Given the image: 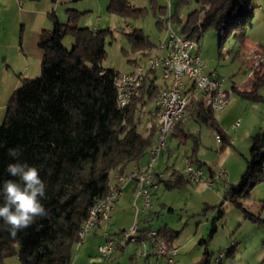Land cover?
Returning a JSON list of instances; mask_svg holds the SVG:
<instances>
[{
    "label": "trees",
    "instance_id": "trees-1",
    "mask_svg": "<svg viewBox=\"0 0 264 264\" xmlns=\"http://www.w3.org/2000/svg\"><path fill=\"white\" fill-rule=\"evenodd\" d=\"M254 1L195 0L200 8L189 14L181 34L200 40L206 31L213 30L220 44L230 39L243 44L254 27L257 7ZM188 2L180 0L179 5ZM107 10L121 17H137L144 12L132 9L129 0H109ZM161 11L164 16L167 14L166 8ZM80 15L69 10L66 23L50 15L52 29L44 30L38 38L43 51L41 74L23 79L6 105L5 119L0 124V185L4 180L15 179L7 171L10 163L27 162L38 167L46 183V199L42 203L49 215L38 218L15 238L0 220V264H6L5 260L14 255H18L20 264H71L81 225L89 218L94 201L110 189L112 173L118 169L127 172L128 165L146 157L157 142L159 126L148 128L151 111L147 110L146 134L139 131L138 116L144 106L155 102L162 86L157 80L147 82L142 96L120 109L115 84L119 73L103 66L108 32L79 27ZM176 18L178 12L172 13L168 21ZM67 36L74 40L70 49L64 46ZM129 38L135 50L152 48L141 30L134 31ZM251 80L250 90L238 91L233 87L231 91L261 102L263 98L258 91L264 85V64L255 68ZM191 92L186 97L192 99L188 100L187 110L192 107L195 119L216 132L224 149L230 141L215 112L205 106L202 96L191 98L195 95L194 86ZM226 98L229 99L228 92ZM181 123L174 129V136H179L180 131L187 139L190 134L183 132ZM9 149H18L19 156L11 157ZM263 151L264 134H258L253 137L246 172L225 194V201L234 203L255 222L260 219L252 217L240 200L249 197L264 182ZM165 183L166 190L189 184L179 175L175 182ZM157 233L170 246H175L179 237V232L167 226ZM144 237L141 236L140 242L148 241L147 234Z\"/></svg>",
    "mask_w": 264,
    "mask_h": 264
},
{
    "label": "rangeland",
    "instance_id": "rangeland-1",
    "mask_svg": "<svg viewBox=\"0 0 264 264\" xmlns=\"http://www.w3.org/2000/svg\"><path fill=\"white\" fill-rule=\"evenodd\" d=\"M179 2L180 0H146V4H142V2L136 4L140 8L146 7L141 8L144 10L141 16L121 17L109 13L107 5L105 6V15H100L96 10L97 0H80L76 2V9L81 13L77 24L81 28L90 30L100 26L101 31H107V56L103 61V66L115 70L120 75L129 74L138 65L147 67V52L149 51L147 48L141 51L135 50L129 35L136 30H141L152 45L151 49L156 53V49L167 37L166 22L171 18L172 13L178 12V18L171 21L172 28L181 33L182 26L189 14L200 8L195 0H189L188 3L181 6ZM169 4L172 7L169 8ZM19 6L22 9L26 7L23 2ZM165 8L167 14L164 16L161 10ZM255 13L254 27L249 31L247 40L243 44L234 39L220 44L219 36L213 30L206 31L200 39L203 60L208 69L217 70L218 74L224 78L226 88H231L234 85L238 91H248L252 87L251 74L256 68L254 56L264 52V17L258 6ZM99 16L106 21L99 24L97 21ZM16 17L17 15H15ZM5 23L7 25L6 33H2V29L0 30V124L5 119L6 105L13 94L12 89L21 86L26 68L25 64L20 61L21 24H17L15 21ZM73 41L71 36H67L64 46L70 49ZM3 55L10 59L9 62L5 61ZM33 73L36 75L35 77H38L41 74V65ZM157 83L163 84L160 72ZM258 94L263 98L261 102L250 101L235 92L234 101L231 103L229 101L224 110L215 112L220 128L230 141V144L226 145L224 149H221L222 144L217 141V134L212 128L193 119L191 115L187 116L193 111V108L190 107L188 111L186 110V116H183V119L184 117L186 119L183 132L190 134V137L185 139L180 131L177 132L179 136H170L167 144L178 151L177 157L170 161L169 167L175 165L180 169L179 171L183 172L187 157H193L191 158L193 160L195 157H199L207 167H211L217 172L227 171L228 176L225 181L227 186L238 183L247 169V159L250 157L253 137L264 134V85L260 87ZM194 98H197V95ZM226 99L228 101V98ZM188 100L192 99L189 97ZM238 121H240V126L233 129V125ZM139 131L146 134L144 127H140ZM186 155L187 157H185ZM159 161L154 166L155 171H159L157 170L159 165L161 166ZM207 167L205 170L208 172L209 168ZM113 180L114 173L111 175V182ZM225 182L217 181L214 189L190 185L163 190L158 194V199L153 201L155 211L160 216L155 222L156 226L158 228L167 226L171 230L179 232L178 245L180 249L176 258L178 264H262L264 262V258H258L264 254V213L261 219L257 218L262 205H264L263 202L261 204L258 201V199H264V182L257 186L259 191L255 206L250 208L251 202L248 198L240 200L245 203L244 207L248 209V212L255 215L253 216L255 219H260L258 222H253L249 218L246 220L245 213L234 203L224 204ZM131 208L133 209V204ZM133 211V214L127 212L126 215L121 213L114 215L111 224L113 227L109 228L111 236L123 229L130 231L136 224H140V216L136 215L134 209ZM100 236L93 238L88 235L83 245L77 244L73 249L71 264H111L99 254ZM232 243L235 246L233 251L235 257L232 261L226 257H218ZM5 263L20 264L18 255L7 258Z\"/></svg>",
    "mask_w": 264,
    "mask_h": 264
},
{
    "label": "built area",
    "instance_id": "built-area-1",
    "mask_svg": "<svg viewBox=\"0 0 264 264\" xmlns=\"http://www.w3.org/2000/svg\"><path fill=\"white\" fill-rule=\"evenodd\" d=\"M167 37L160 45L156 53L152 49L147 52L148 64L144 68L140 66V73H129L118 75L116 77V88L118 93V107L124 109L132 103V101L140 98L144 91L145 85L151 80L158 81V73L156 71V63L165 64V72H160L163 81V103L161 109H154L150 113V117L159 116L157 125L163 126V143H160L157 150H153L150 157V163L146 166H134L129 178H121V172L116 174V192L110 194V197H101L100 204L95 205L96 220L88 221V217L81 225V243H85V238L96 229L102 231L104 244L98 248L99 254L103 259L110 261L114 250L117 247H125L130 243H139L141 241L140 227L136 224L130 231L122 232L119 239H114L109 228L113 220V212L115 208H106V200L115 199V207L124 189L129 185H134V200L133 209L136 215L148 213L152 206L156 193L165 186L163 181V171H155L154 166L160 156L167 147L168 137L170 133V124L172 123V114L177 111L182 97H187L191 92L193 75L197 72H205V80L200 81V89L206 91L205 106L213 112L216 107H219V96L229 95L232 91H228L225 87V80L217 70L208 69L205 61L202 58V48L200 40L190 39L185 35L173 30L172 23L168 22ZM259 66L264 64V58H255ZM147 115V107H143V117H138L139 126L142 127ZM240 126V121L233 125V129ZM150 127V121L148 123ZM217 141L220 143V138L217 136ZM182 176L190 185L201 186L209 189H214L217 181H224L228 174L225 170H221L214 174V177L206 174L201 166L194 160L193 162H185L183 172L177 174ZM177 177L172 179L175 182ZM227 193V190L225 191ZM147 238L152 247L156 250V258L149 259L148 253L144 252L142 259L138 264H158V260L163 259L166 264H178L177 256L179 248L170 246L168 242L158 236L157 230L150 229L147 233ZM233 244L224 253L218 257H225L230 252ZM217 257V258H218Z\"/></svg>",
    "mask_w": 264,
    "mask_h": 264
},
{
    "label": "crops",
    "instance_id": "crops-1",
    "mask_svg": "<svg viewBox=\"0 0 264 264\" xmlns=\"http://www.w3.org/2000/svg\"><path fill=\"white\" fill-rule=\"evenodd\" d=\"M78 1H80V0H23L22 2L25 3L26 7H25V9H22L19 6L20 3H22L21 0H0V27H1L0 30L2 29V33L5 34L7 31V25L5 23L7 21H8V23L9 22L13 23L15 21L17 24H21V37H20V47H21L20 58H21V60L20 61L23 64H25V66H26L25 74L23 75L24 79L37 78V77H35L36 75H33L34 74L33 72H35V69L37 67H40V65L42 63V58H43V51L38 46V38H39V35L44 30H51L52 29L53 25H52V19L50 18V15L53 14V15L57 16L58 19L62 23H66L68 20V11L69 10L81 14L78 11V9H76L77 8L76 2H78ZM104 1H106V2L103 3V1L101 2V0H97V3H96L97 4L96 10L100 13V15H103V16L105 15L104 13H105L106 7L108 8V5H109V0H104ZM141 2H142V4H146V0H129V5L132 9L146 8V7H141V8L137 7L139 5L136 6V4L141 3ZM255 3L257 4L259 11H261L262 16L264 17V0H255L254 4ZM170 7H172V5L169 4V8ZM171 12H172V8H171ZM15 15H17L16 18H15ZM255 16H256V13H255ZM97 21L100 24V23H104V21H106V20L99 16ZM260 22L263 24V22L261 20H260ZM167 24H168V22H166V25ZM93 30H95V31L101 30V28H100V26L94 27ZM0 35H1V33H0ZM3 56H4L3 58L5 59V61L9 62L10 59L6 55H3ZM31 68H32V71H31ZM20 76H22V75L20 74ZM162 85L163 84L160 85V88ZM233 87H236V86L233 85L231 88H226V89L228 91H231V89ZM16 88L12 89L13 90L12 93L16 90ZM162 90H163V88L161 89V91ZM196 95L197 96H203L204 98H206L204 95L197 94L195 92L194 96H196ZM234 95H235V93H232L231 95H229L228 104H229V101H230V103L234 101ZM194 96H192V98H194ZM195 99H197V98H195ZM153 108H154L153 103L149 104L147 106L148 112L152 111ZM185 114H186V112H185ZM185 114H184V116H186ZM190 115L193 119H195L196 112L194 111V109L187 116H190ZM148 119H149V115H146L145 122H147ZM182 120L183 121L181 123V128H183V125L186 121L185 117ZM155 121H156L155 118L152 116L151 120H150V125L151 124L154 125V124L158 123L157 121L156 122ZM145 122L142 126L144 128H146ZM171 135L174 136V132H172L169 135L168 139L170 138ZM177 151H178L177 149H175L174 147H171L169 144H167L166 149L164 150V152L162 153V155L159 159L160 160L159 162H161V166L159 165L157 170L160 171V170L165 169L168 171L181 172V171H179L180 169L178 167H176L175 165H173L172 167H169L170 161H173L174 158L177 157ZM185 157H187V155ZM191 158H193V157H191ZM191 158L187 157V159H191ZM149 159H150V155L148 154L142 160L128 165L126 171L129 172L130 170H132L136 164H138L140 166H146L147 164H149ZM191 160L193 161V159H191ZM194 161L199 166H201L203 168V170L205 171V173L210 175V177L213 178L214 174L218 173L217 170H214L211 167H207V165H205L206 163H204V161L200 160L199 157H195ZM183 162H184V160H183ZM182 167H183V165H182ZM205 167L209 168L208 172L205 170ZM169 169H173V170H169ZM229 176L231 178V175H229ZM115 177H116V172H114V180L111 182V186H113L115 184V181H116ZM183 180H185V179L183 178ZM240 180L238 181V183L240 182ZM225 181H226V179L223 182H225ZM226 183L227 182L224 183L225 184L224 185L225 191L228 189V187L230 185L238 184V183H233V184H230L227 186ZM186 186H190V184H186L183 187H186ZM198 187H201V186H198ZM165 188L166 187L164 186L163 188H161L156 193L154 200L158 199V194L161 191L166 190ZM258 189L259 188L256 187L251 192L250 196L247 197L248 200L251 202L250 208L252 206H255V204L257 203L256 196H257V193L259 191ZM133 200H134V185L131 183L124 189L122 196L120 197L119 201L117 202L115 210L113 212V219H114V215H116V214L120 215V213H121L122 215H126L127 212H130V214H133L134 211L131 208ZM263 200L264 199H258V201L261 204H262V202L264 204ZM226 203L230 204L229 201H225V199H224V204H226ZM242 203L244 206L245 203L244 202H242ZM247 211H248V209H247ZM263 213H264V205H262L261 212L259 213V216L257 218L261 219V216ZM250 215L252 217L255 216L253 213ZM159 217H160L159 214L155 211V206H152L151 210L148 213L140 215L141 222L139 224V227H140V235L142 237H144L148 233V230H150V229H154V230L159 229L155 223L156 220L159 219ZM245 219L247 220L246 214H245ZM111 227H113V225H111ZM122 231H124V229ZM122 231L116 233L112 237L116 240L119 239ZM99 235H101L99 241L101 240L100 245H102V244H104L105 240H104V237L102 236L101 230L96 229V230H93L89 234V236L93 237V238H98ZM178 241H179V237L175 241V246H177L180 249V246L178 245ZM234 247L235 246L233 244V248ZM233 251H234V249H233ZM144 252L148 253L149 259H155L156 258V256H155L156 250L152 247V245L149 243V241L146 240L144 242H139V243H130L123 248L117 247L114 250V253L112 255L111 260L108 262L111 264H114V263H116V264H138L141 261L142 255ZM227 254L225 255V257L229 261H232V259L235 257L234 252H232L230 254V256H227ZM158 264H166V263L163 259H160V260H158ZM262 264H264V262H262Z\"/></svg>",
    "mask_w": 264,
    "mask_h": 264
},
{
    "label": "clouds",
    "instance_id": "clouds-1",
    "mask_svg": "<svg viewBox=\"0 0 264 264\" xmlns=\"http://www.w3.org/2000/svg\"><path fill=\"white\" fill-rule=\"evenodd\" d=\"M18 149H9L11 157L19 156ZM7 171L15 179L4 180L0 185V220L15 238L17 233L31 227L38 218L49 215L42 203L46 199V183L38 167L27 162L10 163ZM264 258V254L261 257Z\"/></svg>",
    "mask_w": 264,
    "mask_h": 264
},
{
    "label": "bare ground",
    "instance_id": "bare-ground-1",
    "mask_svg": "<svg viewBox=\"0 0 264 264\" xmlns=\"http://www.w3.org/2000/svg\"><path fill=\"white\" fill-rule=\"evenodd\" d=\"M255 58H264V55L263 54H256ZM258 67H259V63H256V68H258ZM156 71L157 72H165V64L164 63H156ZM132 73H140V66H138ZM204 80H205V72H197V75H193V82H192L191 86L195 87V92L197 94H202L206 97V91H202L200 89V81H204ZM161 103H163V90L158 95L155 102L153 103L154 109H161ZM187 105H188V99L186 97H182V100H180V105L178 106L177 111H175L172 114V123L170 124V133H172L174 131L177 124L179 122H181V120L183 119V116L187 110ZM227 105H228V101L226 99V96H219V107H216V109H214V112L224 110L227 107ZM138 117H143V108H142L141 112L139 113ZM153 117L159 123V116H153ZM152 126H153V124L150 125V127H152ZM158 126H159V129L157 132V142H156L155 146L149 152L150 157L153 153V150H157V147H159L160 143H163V134H162L163 133V126H161V125H158ZM186 162H193V161L191 159H187ZM135 166H140V165L136 164ZM132 171L127 173V174H124V173L121 174V178H129V175H131ZM175 177H177V174L175 171L165 170V172H163V181H165V182L172 181V179H174ZM115 192H116V183L113 187H111L108 190V192L106 193V195L104 197H110V194H115ZM94 204H100V198L96 199L94 201ZM106 208H115V199L106 200ZM95 220H96V212H95V205H93L90 209L88 221H95ZM79 238H80V240H79L78 245L81 243V231L79 233Z\"/></svg>",
    "mask_w": 264,
    "mask_h": 264
}]
</instances>
